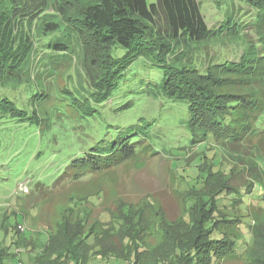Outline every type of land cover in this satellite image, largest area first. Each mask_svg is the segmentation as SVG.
Here are the masks:
<instances>
[{"label":"trees","instance_id":"16d2710c","mask_svg":"<svg viewBox=\"0 0 264 264\" xmlns=\"http://www.w3.org/2000/svg\"><path fill=\"white\" fill-rule=\"evenodd\" d=\"M216 1L226 12L217 28L209 26L201 0H157L150 5L147 0H0V141L11 124L38 125L42 130L44 123L46 135L47 127L52 125L48 121L65 118L63 109H56L55 105L41 112V101L44 98L48 102V94L34 89L39 85L38 75L44 64L33 66L40 51L52 52L55 65L66 63L58 58L60 53L75 54L74 59L80 60L78 74L83 92H63L68 93L64 97L66 105L86 121L96 120L101 115L100 108L113 101L116 91L124 90L126 73L131 67L143 66L152 75L143 92L153 91L163 98L185 102L193 131L200 130L204 136L212 134L218 141L236 140L243 134L231 125V110L238 105L243 110L251 109L255 100L249 97L251 94L223 92L222 86L229 73L250 79L263 66L264 0ZM244 6L255 13L246 10L242 15ZM249 30L256 34L262 52L257 47H249L239 61L216 59L204 65L200 60L211 42L235 35L243 38ZM121 49L123 53L118 54ZM134 104L126 101L112 108L110 114L118 116ZM139 119L146 122L143 117ZM137 123L117 126L107 123L113 130L109 129L94 143L83 145L80 153L65 160L67 165L55 182L62 177L80 179L137 158L143 149L153 150L145 126ZM66 125V122L60 124ZM196 136L195 132L192 144L205 140ZM215 182L221 187L216 192L202 187L190 193L187 199L190 221L185 222L187 229L182 235L170 229V237L174 236L169 240L173 251L165 259L170 264L173 257L180 255L186 259L179 264H214L219 258L236 252L235 239L223 232L221 235L219 225L226 222L227 228L233 227L240 219L229 218L222 212L216 195L226 187L219 180L206 187H212ZM42 185L39 181L35 187L40 189ZM246 192H250L248 188ZM149 203L154 207L153 200L148 199ZM140 209L132 213L127 223L121 224V230L129 234L126 247L129 258L125 260H116L114 257L118 256L113 254L111 246L91 231L93 225L87 230L86 221L77 218L72 226L69 215L56 232L48 233L47 241L38 244L37 239L22 234L14 214L11 240L0 245V264L23 263L24 251L36 253L35 264H89L95 257L103 258L104 264H143L142 253L147 249L141 236L147 226L142 213L145 209ZM9 217L6 210L0 213V229L5 234L11 232ZM174 250H179V254ZM156 264L164 262L160 259Z\"/></svg>","mask_w":264,"mask_h":264},{"label":"rangeland","instance_id":"374dc122","mask_svg":"<svg viewBox=\"0 0 264 264\" xmlns=\"http://www.w3.org/2000/svg\"><path fill=\"white\" fill-rule=\"evenodd\" d=\"M147 1L150 5L157 0ZM201 1L209 26L220 27L225 19V7L216 0ZM243 9L242 15L246 10L255 13L250 7ZM210 44L200 56L204 65L216 59L242 60L249 47H257L262 52L251 30L245 31L243 38L235 35ZM40 53L41 58L38 55L33 66L44 64L38 75L39 85L34 89L48 94V102H44V98L41 101V112L55 105L56 109H63L65 118L55 117L48 121L52 125L47 127L50 134L46 135L44 123L42 130L38 125L11 124L5 128L0 141V213L6 210L10 215L11 232L5 234L0 229V245L10 242L15 216L16 222L25 226L22 234L37 239L40 244L47 241L48 233L56 232L64 218L70 215L72 226L77 218L88 223L87 230L93 225L91 231L111 246L113 254L118 256L114 258L125 260L129 258L126 248L129 234L121 230V224L127 223L133 212L144 207L143 220L147 227L141 237L147 250L142 253V262L156 264L161 259L164 264H170L165 260L173 251L169 240L174 236L170 237V229L176 230L178 236L187 229L184 224L190 221L187 206L190 193L202 187V190L209 187L216 192L221 188L219 183H213L212 187L206 185L219 180L226 188L216 195L217 203L227 217L236 216L240 220L229 228L226 222L220 221V234L233 237L237 248L233 255L221 257L214 264H264V163L261 161L264 160V61L250 79L240 78L237 73L225 75L229 78L222 86L223 92L251 94L249 97L255 104H252L254 109L243 110L239 105L232 108L231 125L243 135L236 140L218 141L212 134L204 136L200 130L193 131L185 102L163 98L153 91L143 92L152 77L150 69L143 66L131 67L126 73L124 90L116 91L113 101L100 108L101 115L96 116V120L86 121L64 101L67 90L77 94L83 92L78 74L80 60L74 59L75 54L60 53L58 58L66 63L55 65L52 62L56 57L52 52ZM117 53H123L122 49ZM126 101L135 104L120 111L118 116L110 114L112 108ZM65 122L67 125L61 127ZM107 123L144 125L153 150L143 149L137 158L104 171L91 172L80 179L62 177L55 182L67 165L65 160L80 153L83 145L94 143L109 129L113 130ZM195 132L196 138L205 140L192 144ZM39 181L43 182L40 189L35 187ZM20 183L28 185L29 192L12 194ZM148 199L153 200L154 207L148 204ZM174 251L179 254V250ZM35 255V252L24 251L23 263L35 264ZM185 259L182 255L173 257L172 264L183 263ZM89 264H104V260L95 257Z\"/></svg>","mask_w":264,"mask_h":264},{"label":"built area","instance_id":"2783aa9c","mask_svg":"<svg viewBox=\"0 0 264 264\" xmlns=\"http://www.w3.org/2000/svg\"><path fill=\"white\" fill-rule=\"evenodd\" d=\"M29 187L26 184L20 183L19 185L16 186L12 194H26L29 192ZM19 230L21 232H24L25 226L23 224H19ZM18 251H23L22 249H19ZM24 264V263H21ZM122 264H130L129 262H124Z\"/></svg>","mask_w":264,"mask_h":264}]
</instances>
